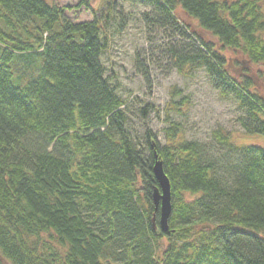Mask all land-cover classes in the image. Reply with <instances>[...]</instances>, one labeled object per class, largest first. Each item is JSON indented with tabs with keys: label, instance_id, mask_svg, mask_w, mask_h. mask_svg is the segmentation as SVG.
Instances as JSON below:
<instances>
[{
	"label": "trees",
	"instance_id": "trees-1",
	"mask_svg": "<svg viewBox=\"0 0 264 264\" xmlns=\"http://www.w3.org/2000/svg\"><path fill=\"white\" fill-rule=\"evenodd\" d=\"M126 1L181 36L179 8L212 34L217 44L194 34L169 48L176 69H204L264 139V92L225 55L264 69V0ZM116 4L82 20L51 0H0V264H264V143L216 129L209 147L173 118L164 144L150 126L138 136L101 60ZM157 158L172 192L166 232Z\"/></svg>",
	"mask_w": 264,
	"mask_h": 264
},
{
	"label": "rangeland",
	"instance_id": "rangeland-1",
	"mask_svg": "<svg viewBox=\"0 0 264 264\" xmlns=\"http://www.w3.org/2000/svg\"><path fill=\"white\" fill-rule=\"evenodd\" d=\"M51 1L59 6H71L68 15L84 20L105 13L107 5L114 0H88V7L81 5L83 0ZM115 1L114 20L107 30L108 44L101 60L110 81L117 85L119 94L128 102L131 128L138 136L150 126L164 144L163 128L173 118L181 123L184 139L196 140L209 147L217 145L213 138L216 129L231 132L241 143H264L263 138L245 133L237 101L215 88L204 69L186 70V73L176 69V60L169 48L186 47L194 34L217 44L212 34L180 8L175 14L180 20V29L186 31L187 36L178 34L176 27L159 25L152 19L147 20V17L145 20L146 6L126 0ZM120 16L124 23L122 27H119ZM225 55L232 74H251L257 81L258 89L264 92L263 68L250 65L246 57L238 52L229 51ZM184 97L188 101L181 104ZM172 104H177L179 109L170 110ZM5 264L10 263L6 261Z\"/></svg>",
	"mask_w": 264,
	"mask_h": 264
},
{
	"label": "water",
	"instance_id": "water-1",
	"mask_svg": "<svg viewBox=\"0 0 264 264\" xmlns=\"http://www.w3.org/2000/svg\"><path fill=\"white\" fill-rule=\"evenodd\" d=\"M154 174L158 180L159 186L153 192V201L156 210L160 213V227L163 232L169 229V218L172 212V192L171 184L167 174L164 171L163 163L157 158L153 168Z\"/></svg>",
	"mask_w": 264,
	"mask_h": 264
}]
</instances>
